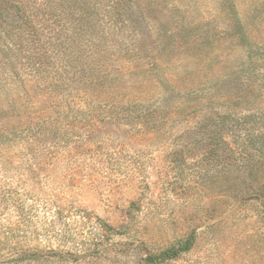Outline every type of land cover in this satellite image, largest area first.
<instances>
[{
	"label": "rangeland",
	"instance_id": "1",
	"mask_svg": "<svg viewBox=\"0 0 264 264\" xmlns=\"http://www.w3.org/2000/svg\"><path fill=\"white\" fill-rule=\"evenodd\" d=\"M0 264H264V0H0Z\"/></svg>",
	"mask_w": 264,
	"mask_h": 264
}]
</instances>
